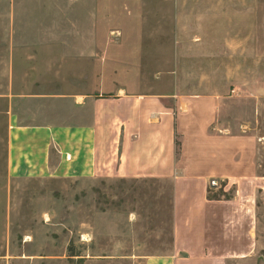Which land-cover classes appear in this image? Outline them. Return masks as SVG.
Masks as SVG:
<instances>
[{
	"label": "rangeland",
	"instance_id": "rangeland-1",
	"mask_svg": "<svg viewBox=\"0 0 264 264\" xmlns=\"http://www.w3.org/2000/svg\"><path fill=\"white\" fill-rule=\"evenodd\" d=\"M122 89L219 96L220 126L256 139L264 176V0H0V264H147L170 251L168 182L7 179L11 117L72 124L82 112L57 96ZM260 212L250 264H264Z\"/></svg>",
	"mask_w": 264,
	"mask_h": 264
},
{
	"label": "crops",
	"instance_id": "crops-1",
	"mask_svg": "<svg viewBox=\"0 0 264 264\" xmlns=\"http://www.w3.org/2000/svg\"><path fill=\"white\" fill-rule=\"evenodd\" d=\"M63 99L82 112L72 124L10 118V186L20 179L168 182L171 249L147 264H250L260 245L264 176L256 139L220 126L219 96L122 89L55 101Z\"/></svg>",
	"mask_w": 264,
	"mask_h": 264
},
{
	"label": "trees",
	"instance_id": "trees-1",
	"mask_svg": "<svg viewBox=\"0 0 264 264\" xmlns=\"http://www.w3.org/2000/svg\"><path fill=\"white\" fill-rule=\"evenodd\" d=\"M219 196H212L213 199H217Z\"/></svg>",
	"mask_w": 264,
	"mask_h": 264
},
{
	"label": "built area",
	"instance_id": "built-area-1",
	"mask_svg": "<svg viewBox=\"0 0 264 264\" xmlns=\"http://www.w3.org/2000/svg\"><path fill=\"white\" fill-rule=\"evenodd\" d=\"M213 186L215 185V184H212Z\"/></svg>",
	"mask_w": 264,
	"mask_h": 264
}]
</instances>
